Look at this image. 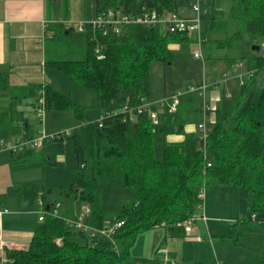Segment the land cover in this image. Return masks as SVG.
Here are the masks:
<instances>
[{"label":"trees","instance_id":"16d2710c","mask_svg":"<svg viewBox=\"0 0 264 264\" xmlns=\"http://www.w3.org/2000/svg\"><path fill=\"white\" fill-rule=\"evenodd\" d=\"M98 13L109 10L140 14L156 10L160 14L178 13L179 0H96ZM237 21L236 33L218 40L221 47H233L244 37L264 39V0H238L228 17L211 18L204 39L224 32ZM91 30L85 32V53L80 59L48 60L49 69L61 71L75 82L96 91L99 121L85 123L84 108L70 97L42 85L46 110L75 112L81 126L60 139H73L76 171L67 188H49V194L69 197L87 205L91 214L86 224L92 230L107 229L105 193L132 189L133 203L123 206L118 228L110 238L90 231L76 230L67 218L47 209L27 250H13L5 264H150L153 259L133 257L130 249L141 232L184 224L202 206L200 194L209 184L232 185L247 189L253 215L261 218L264 232V78H249L232 96L228 109L218 107L208 136L187 133L186 109L175 113L165 108L164 123L157 131L166 137L183 135L180 142L165 140L163 157L156 156L153 120L143 111L151 89V67L155 62L170 63V44L194 40L193 36L168 34L159 27L125 26L120 34L103 37L104 58L99 59ZM239 62L243 60L234 59ZM247 68L262 70L264 53L249 58ZM113 102L125 106L119 113L109 112ZM37 105V104H36ZM195 111V110H193ZM36 150V149H35ZM26 152L13 153V160L30 162ZM80 152L84 162L80 163ZM19 159H22L19 161ZM264 264V236L258 250V263Z\"/></svg>","mask_w":264,"mask_h":264},{"label":"rangeland","instance_id":"374dc122","mask_svg":"<svg viewBox=\"0 0 264 264\" xmlns=\"http://www.w3.org/2000/svg\"><path fill=\"white\" fill-rule=\"evenodd\" d=\"M237 1L179 0L178 14L186 18L195 17L192 5L199 4L202 20L201 36L204 37L208 20L213 17H228L231 7ZM236 29L237 21L232 20L227 31L209 34L202 48L199 47L196 38L171 43L173 61L168 64L163 62L152 64L151 92L146 105L149 113L151 110L158 118L153 120L158 159L161 160L163 157L166 140V136L157 131V127L164 123V100L181 94L182 105L179 108L186 109L187 126L196 128L198 124L205 123L210 128L215 121L216 109L218 107L228 109L233 104V99H228L227 95L234 96L240 90L239 83L242 82V78L239 76V71L235 70L236 62L233 60H243L247 65L249 58L264 53V39L261 38L253 40L246 36L236 42L233 47H221L217 43L218 40H228L236 33ZM66 33H63L64 40L59 48L61 53L58 56L59 59H80L81 55L85 53V37L79 34L78 29L72 30L69 36H65ZM254 46H259L260 51L253 50ZM196 52L200 53V58L195 56ZM51 74H59L65 78L62 72L48 70L47 81L50 80ZM225 76L233 79L237 76L236 82L232 79L227 84L222 83ZM68 80L73 83L75 89L66 88L65 91L72 92V97L81 101V106L84 108V122L98 121L102 116L98 108L96 91L74 83L72 79ZM204 85L207 87L206 93L204 97H200L197 90ZM192 87L196 92L190 91ZM81 92L86 97L81 95ZM40 94V89L33 90L29 97L22 100L19 107L29 119V124H33L37 129L35 135L32 136L43 138L44 136L57 135L62 131L71 134L80 124L73 110H46L45 124H42L36 108L33 109L31 106L33 102L38 104ZM207 107L209 110H206ZM124 110L125 106L113 102L109 112L119 113ZM50 113L53 116L49 120ZM23 134L31 136L28 130L18 135H12L6 139V143L1 148L14 147ZM38 150H43L52 160L46 165L47 183L65 188L71 186L75 180L77 162L73 139H53L44 143ZM83 162L84 153L80 152V163L83 164ZM41 189L42 185L39 184L36 187L38 194L35 196L34 206L39 209V212L26 219L31 227H35L37 223H39L38 225L42 224V221L39 220V217L43 215L39 201ZM201 194H204L205 198L195 215L196 222L192 225L194 231L190 236L192 238L185 233V224L183 223L174 227H159L144 231L138 235L131 247V255L153 259L150 264H257L258 250L261 248L264 232L260 226V216L253 215L250 209L247 189L232 185L209 184L203 188ZM56 195L55 197L64 204L66 203V206H70L74 202L69 197ZM200 198L202 199V197ZM132 203V189L107 191L103 212L107 228L115 226L122 207H130ZM5 216L3 219H6L7 216ZM204 216L206 221L203 219ZM197 235L200 236V241L196 240ZM158 248H165L167 253L158 254ZM7 254V250L0 251V264L7 260ZM132 262L137 264L135 261Z\"/></svg>","mask_w":264,"mask_h":264},{"label":"crops","instance_id":"0c3cea01","mask_svg":"<svg viewBox=\"0 0 264 264\" xmlns=\"http://www.w3.org/2000/svg\"><path fill=\"white\" fill-rule=\"evenodd\" d=\"M98 14L96 0H0V140L6 141L12 135H18L25 130H28L31 136L35 135L37 129L33 124H29V119L19 107L22 100L29 97L33 90L40 89L41 93L42 85H49L54 91L70 97L81 106V101L72 97V92L65 91L66 88L75 89L73 83L68 80L72 79L71 77L64 73L65 78L59 74H51L50 80H46L47 71L55 70L49 69L46 62L59 59L64 32H67L65 36H69L81 23L94 20ZM79 34L85 36L84 33ZM244 64L247 68L246 63ZM235 70L239 71L240 75L237 66ZM228 78L223 79L222 83L227 84L233 79ZM236 78L237 76L232 81L236 82ZM72 81L75 83L73 79ZM80 94L86 97L83 92ZM31 106L36 108L35 102ZM147 108L146 105L145 110L149 113ZM52 116L50 113L49 120ZM79 122L76 128L81 126L82 123ZM197 127L190 128L186 125L184 129L187 133H192L197 131ZM183 139L184 136L178 134L166 137L169 142H180ZM13 156L9 149H2L0 146V208L8 210L5 214L7 217L4 215L6 219H3V238L14 243L17 250H27L40 226L37 223L35 227H31L26 220L39 212V209L34 207L35 196L38 194L36 187L39 184L42 185L39 197L42 216L47 209L52 210L59 202V214L73 220L84 205L74 201L70 206H66V203L55 197L57 193H54L45 197L49 205L46 209L43 195L45 196L47 189L63 187L47 183L46 165L52 160L43 150L38 149L29 154L30 162H22V159H19L21 162L14 161ZM203 219L207 220L205 216ZM193 231L192 227L191 232L185 233L190 237ZM198 238L200 236L197 235L196 240L200 241ZM157 251L158 254L167 253L161 252L166 251L165 248H158Z\"/></svg>","mask_w":264,"mask_h":264},{"label":"built area","instance_id":"2783aa9c","mask_svg":"<svg viewBox=\"0 0 264 264\" xmlns=\"http://www.w3.org/2000/svg\"><path fill=\"white\" fill-rule=\"evenodd\" d=\"M199 1V0H198ZM193 12L196 14L195 17L186 18L179 15L177 12L170 13V14H160L156 10H152L149 12H143L140 14H126L122 11L116 10H109L106 12H101L98 14L97 18L90 22H83L79 25L78 30L80 33H85L88 30L93 32L92 34V41L96 45V53L98 54V58H104L103 49L104 46L101 44L99 40L98 34L100 33L101 36L106 37L110 34H120L125 26L131 25H143V26H150V27H159L163 32L168 34H180V35H187L193 36L196 38L198 45L202 48L203 43L205 41L204 37L201 36V29H202V20L200 17V6L199 4H193ZM195 56L200 58V53L196 52ZM238 69H240V77L242 78V82L239 83L240 86L244 85L246 80L257 75H261L264 78V68L262 70H257L255 68H246L244 62L239 61L236 63ZM229 78L225 76L224 80H228ZM206 85L201 86L198 91L200 97H204L206 93ZM192 92H196L194 87L190 89ZM181 94L174 95L171 98H167L164 100V107L168 108L170 113H175L178 110V107L181 103ZM228 99L232 98L231 94L227 95ZM146 104L143 106V111L148 114V116L152 120H157V116L154 113H148L146 110ZM36 110L39 114L40 120L42 124H45V111H46V104H45V97L43 90L41 91L40 98L38 100V104L36 105ZM206 110H209L207 107ZM198 131L202 133V138L205 139L209 133V127L205 123H200L198 125ZM60 139V135L54 136H44L43 138H35L32 136H27L23 134L20 139L16 142L15 146L10 148L9 150L12 153H19L25 152L32 149H39L44 143H48L51 140ZM6 143L5 140H0V146L2 147ZM202 199L204 198V194H201ZM61 207V204L58 202L52 208V214H58V211ZM8 213L7 209L0 208V250H7L13 251L17 250L16 245L11 242H7L3 238V217L5 214ZM91 214V209L89 206L84 205L80 212L77 214L76 218L73 220H69L71 226L76 230H84L90 231L92 236L95 235H102L105 237L110 238L113 234H115L118 228L123 226V222H117L115 226L111 228H107L105 230L96 231L90 229L87 226L86 221L87 218ZM196 216L188 219L185 224V231L191 232L192 225L196 221ZM40 220H44V216L40 218ZM198 240H201L198 238ZM162 253L166 251H161ZM7 260L2 261V264H5Z\"/></svg>","mask_w":264,"mask_h":264},{"label":"water","instance_id":"95a60500","mask_svg":"<svg viewBox=\"0 0 264 264\" xmlns=\"http://www.w3.org/2000/svg\"><path fill=\"white\" fill-rule=\"evenodd\" d=\"M260 49H261V48H260L259 46H254V47H253V50H255V51H257V52H259Z\"/></svg>","mask_w":264,"mask_h":264}]
</instances>
